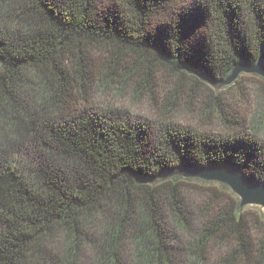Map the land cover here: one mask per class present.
Returning a JSON list of instances; mask_svg holds the SVG:
<instances>
[{
	"label": "trees",
	"instance_id": "obj_1",
	"mask_svg": "<svg viewBox=\"0 0 264 264\" xmlns=\"http://www.w3.org/2000/svg\"><path fill=\"white\" fill-rule=\"evenodd\" d=\"M241 62L264 0H0V264H264L261 209L173 174L264 182V79L221 86Z\"/></svg>",
	"mask_w": 264,
	"mask_h": 264
},
{
	"label": "water",
	"instance_id": "obj_2",
	"mask_svg": "<svg viewBox=\"0 0 264 264\" xmlns=\"http://www.w3.org/2000/svg\"><path fill=\"white\" fill-rule=\"evenodd\" d=\"M241 74L258 75L264 79V65L261 62L254 65L241 62L233 69L231 75L221 82V86L231 85ZM173 174L226 186L239 198L241 208L250 205L257 206L264 213V182H257L246 175L240 167L229 163L208 167L181 165L173 171Z\"/></svg>",
	"mask_w": 264,
	"mask_h": 264
},
{
	"label": "rangeland",
	"instance_id": "obj_3",
	"mask_svg": "<svg viewBox=\"0 0 264 264\" xmlns=\"http://www.w3.org/2000/svg\"><path fill=\"white\" fill-rule=\"evenodd\" d=\"M244 75H246V74H244ZM248 76H250V75L248 74ZM246 83H248V85L251 86L250 88L252 89V91L255 92V94L257 93V95L259 97L258 99L261 101L262 106H264V87L262 85H260L258 83V81H256V80H254L253 82L250 81V82H246ZM100 95L98 96V103L105 104V105H107V103H108V104H111L112 106H114L113 103L114 104L116 103V110L118 111V113L122 114L124 112H129V113H133V114H141V115L147 116V117L152 116L151 108L145 102L137 103L133 100H129V98H127V97H124L121 101H115V100L109 99L108 97L107 98L103 97V96L101 97ZM261 137L264 139V131H262ZM247 207L259 208L257 206H251V205L247 206Z\"/></svg>",
	"mask_w": 264,
	"mask_h": 264
}]
</instances>
